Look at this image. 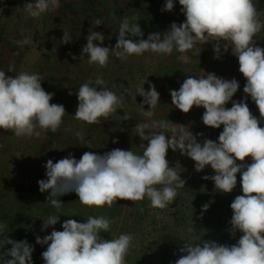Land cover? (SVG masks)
Instances as JSON below:
<instances>
[{"label": "clouds", "instance_id": "9594fccd", "mask_svg": "<svg viewBox=\"0 0 264 264\" xmlns=\"http://www.w3.org/2000/svg\"><path fill=\"white\" fill-rule=\"evenodd\" d=\"M59 4L60 0H31L23 9L39 18ZM179 4L186 21L173 22L167 32L150 34L143 39L139 24L130 25L125 18L114 49L98 46L95 42L103 45L105 36L90 29L82 51L88 55L89 63L104 67L112 52L121 59L147 51L171 54L174 49L182 54L191 51L199 55V44L213 43L219 59L222 49L227 52L231 48L238 58L239 72L246 79L243 92L258 107L260 118L251 113L247 99L233 101L240 89L235 78L227 80L210 73L201 78L187 76L178 91H170L172 103L185 114L193 108L205 109L202 116L205 126L214 129L223 126L218 143L211 139L200 143L190 130L176 135L173 128L171 136L164 131H151L167 129L164 122L138 123L139 137L147 141L146 146L140 145L142 154L116 148L103 155L85 152L79 160L73 155L55 163L49 159L45 165L47 179L38 181L39 190L49 193L47 202L56 208L63 205L60 197L74 192L89 207H112L118 200L137 202L148 198L151 207L165 209L177 197L176 189L186 184L167 159L169 149L179 150L195 162L197 172L208 166L214 170L215 175L203 178L212 180L218 192L232 193L240 174L243 195H237L230 204L233 212L230 233L242 235L232 245L210 240L184 242L175 264H264V127L260 126V119L264 118V48L254 40L264 24L253 0H179ZM174 7V0H166L162 11L172 12ZM68 40L64 32L62 41L67 44ZM29 42L28 39L17 41ZM96 84L102 85L104 81L97 79ZM137 92L143 97V104L150 106L145 115L151 117L152 109L160 102L155 85H149L147 91L144 85L140 86ZM53 96L44 90L38 74L21 72L10 76L0 71V129L12 130L17 137H39L41 132L37 128L56 132L66 110L61 104L51 103ZM77 98L79 104L74 117L88 124L107 119L126 101L123 95L88 83L79 87ZM229 102H232L231 108L227 107ZM77 136L83 139L81 133ZM249 158L250 164L246 163ZM210 203L202 206L203 212L209 209ZM59 220L60 217L49 215L43 219L42 230L55 226ZM112 223L104 216H89L82 223L68 219L62 224V231L53 228L43 239L37 236L36 243L47 245L42 253L45 264H126L133 237L121 234L118 238L103 239L101 232H108ZM5 229L6 225L0 224V244L11 247L0 252V264H32L33 246L27 240L16 241L5 236ZM193 230L189 228L190 232Z\"/></svg>", "mask_w": 264, "mask_h": 264}, {"label": "rangeland", "instance_id": "374dc122", "mask_svg": "<svg viewBox=\"0 0 264 264\" xmlns=\"http://www.w3.org/2000/svg\"><path fill=\"white\" fill-rule=\"evenodd\" d=\"M29 2L31 0H0V71L10 76L21 72L38 74L44 90L54 94L51 103L63 105L66 114L56 132L37 128L41 132L39 137H17L12 130L0 129V224L6 225L3 234L31 244L37 236L43 239L50 235L53 228L62 231V224L68 219L82 223L89 216H104L113 223L108 232H101L103 239L118 238L121 234L133 237L126 264H158L163 253H168L169 258L176 261L184 242L202 243L207 236L220 238L222 223L232 218L233 212L226 207L227 204H215L205 195L214 192L233 201L237 195H243L240 174L232 193L218 192L212 180L203 178L215 175L214 170L208 166L197 172L195 162L179 150L169 149L167 159L186 184L176 189L177 197L165 209L151 207L148 198L137 202L118 200L112 207H89L83 205L74 192L60 197L63 205L56 208L47 202L49 193L39 190L38 181L47 179L45 165L49 159L55 163L73 155L79 160L85 152L103 155L116 148L142 154L140 145L146 146L147 141L139 137L138 123L164 122L167 129L151 131H164L171 136L173 128L176 135L190 130L200 143L205 139L218 143L223 126L220 129L205 126L202 122L205 109L193 108L185 114L172 103L170 91H178L187 76L201 78L210 73L227 80L235 78L240 89L233 101L247 99L251 113L259 119L258 107L243 92L246 79L239 72L238 58L232 54L231 48L227 52L222 49L219 59L213 51V43L199 44V55L191 51L182 54L174 49L171 54L147 51L121 59L112 52L107 65L101 67L89 63L88 55L82 51L90 29L105 36L103 45L95 42L98 46L114 49L120 24L127 18L130 25L139 24L143 39H147L150 34L167 32L173 22L181 24L186 21L179 0H174L172 12L162 11L166 0H60L58 8L50 9L39 18L30 16L23 9ZM253 2L264 24V0ZM144 14L150 16L152 22L149 26L142 25L138 19ZM95 20L101 23L96 25ZM64 32L69 36L67 44L62 41ZM25 39L30 42L17 43ZM254 40L264 48V28ZM181 55L185 57L183 60L178 59ZM97 79H102L104 84L97 85ZM84 83L98 89L108 88L118 96H125L126 101L107 119L101 118L99 123L77 120L74 117L79 104L77 90ZM143 85L146 91L149 85H155L160 94V102L152 109L154 114L151 117L145 115L150 106L143 104V97L137 92ZM227 107L231 108L232 102ZM167 114L173 117L167 119ZM262 123L264 118L260 119V126L264 127ZM77 133H81L83 139ZM115 140L118 143H113ZM246 163L250 164L251 158ZM205 203H210V207L203 212ZM49 215L60 217V220L44 231L43 219ZM189 228L194 230L190 232ZM238 234L239 239L242 234ZM213 241L220 243V240ZM39 245L34 248L32 264H45L42 253L47 245ZM10 247L0 244V252ZM167 264L174 262L169 260Z\"/></svg>", "mask_w": 264, "mask_h": 264}, {"label": "trees", "instance_id": "16d2710c", "mask_svg": "<svg viewBox=\"0 0 264 264\" xmlns=\"http://www.w3.org/2000/svg\"><path fill=\"white\" fill-rule=\"evenodd\" d=\"M138 19H139L140 23H142V25H144V26H149L151 24V22H152V21H150V16L148 14L147 15L146 14L139 15ZM172 117H173L172 114H171V116H168V114H167V119H171ZM262 124H264V123H262ZM207 194L208 195H205V197H207V199H209L210 201H213L215 204H218L220 206H223L224 204L226 206V204H227L226 207H228L229 210H232L231 207H229V205L231 204L232 201L228 197H225L224 195L216 194L214 192H207ZM230 221H231V217H229V219L226 222L222 223V226H221V237L220 238L219 237L207 236L208 237L207 240H210V241H213V239L214 240H220V244H226V245L235 244L238 241L237 236L239 234L236 233L235 236L231 235V233H230V228H231ZM26 238L27 237H25V239ZM34 239H36V238H34ZM31 245L33 246V248H35L37 246L38 247L40 246L39 244L36 243V241L31 243ZM179 255H180V253H179ZM169 257L170 256H168V253L161 254V256H159V263L158 264H167L169 262V260H171L175 264V260H174L175 258L172 257V259H173L172 260Z\"/></svg>", "mask_w": 264, "mask_h": 264}]
</instances>
